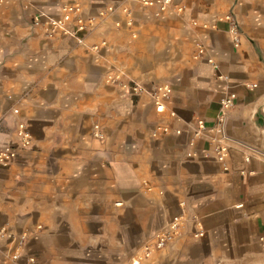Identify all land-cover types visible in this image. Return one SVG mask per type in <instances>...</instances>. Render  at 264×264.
I'll list each match as a JSON object with an SVG mask.
<instances>
[{
	"label": "crops",
	"instance_id": "1",
	"mask_svg": "<svg viewBox=\"0 0 264 264\" xmlns=\"http://www.w3.org/2000/svg\"><path fill=\"white\" fill-rule=\"evenodd\" d=\"M65 1L0 0V147L17 141L19 120L32 135L0 168V228L27 236L22 247L0 237V264H124L181 212L182 233L141 264H264V0H173L162 12L80 0L81 42L33 25ZM198 42L218 67L194 57ZM164 82L172 92L159 112L150 91ZM227 92L224 170L204 153Z\"/></svg>",
	"mask_w": 264,
	"mask_h": 264
},
{
	"label": "built area",
	"instance_id": "2",
	"mask_svg": "<svg viewBox=\"0 0 264 264\" xmlns=\"http://www.w3.org/2000/svg\"><path fill=\"white\" fill-rule=\"evenodd\" d=\"M132 2H137L141 5H151L156 6L159 9V12H162L167 9L170 3L173 0H129ZM114 8L113 5L109 4L107 6V11H112ZM106 10L101 13H105ZM128 10V9H125ZM60 14L53 16L51 14L39 11L33 17V25L35 27H41L48 36H53L57 31H61L64 34L71 36H77L78 41H82V37L78 36L79 31L86 30V23L88 19L84 17L82 11V5L80 0H67L60 6ZM231 16H227V19L230 20ZM128 23H130L128 21ZM229 32L232 37V41L235 42V45H239V26L235 20L230 21ZM101 44H105L103 40ZM94 48H98V44H93ZM207 49L205 44L198 42L196 44V49L194 57H206L209 63L213 65L214 68L218 67L217 61L213 60L210 56L206 54ZM106 80L109 83L119 84L125 88L131 87L132 92H140L141 86L137 82L126 83L121 80L120 73H108L106 74ZM172 92V85L169 82L156 83L150 93L153 98V102L157 111L162 112L165 106V100L170 98ZM236 94L233 92H227L220 100V107L218 109L217 116L215 118L214 124L210 127V130L214 132L211 139V150L205 151V156H214V158L222 165L224 170L229 169L227 165V157L229 155V143L232 141L231 136L226 130V121L228 117V110L235 105ZM15 113H18V109H14ZM173 114V112H172ZM98 124H95L94 134L98 137H101L102 134L97 130ZM205 123L202 118L197 120V129L194 132V136L190 140V145H194L196 139L200 138L203 135L205 129ZM177 133L181 131L175 130ZM16 136L17 141L8 142L6 145L0 147V168L8 167L18 156V147L25 148L29 146L32 142L31 132L25 121L19 120L16 126ZM152 135L157 136L160 133L167 134L170 132V128L167 124L157 125L152 130ZM189 155H194L195 152L191 151ZM181 207L185 206V202L180 203ZM186 226V219H184L183 212L173 215L166 226L156 230L151 236L150 239L145 242L142 246L138 248V251L133 255V257L124 264H141V262L151 256L154 251L162 249L171 242H173L178 236L182 233ZM40 227V226H39ZM195 235L201 236L203 232L201 230V225L196 231ZM0 237L1 238H11L17 241L18 247H22L26 243L27 236L23 233L18 237L15 236L13 232L7 231L5 228H0ZM12 259L18 257V251L15 250L13 253H10Z\"/></svg>",
	"mask_w": 264,
	"mask_h": 264
},
{
	"label": "water",
	"instance_id": "3",
	"mask_svg": "<svg viewBox=\"0 0 264 264\" xmlns=\"http://www.w3.org/2000/svg\"><path fill=\"white\" fill-rule=\"evenodd\" d=\"M257 114L260 115L261 113L264 114V111L262 110V108H258L257 110ZM260 113V114H259ZM258 121L261 125L264 126V115H260L259 118H258Z\"/></svg>",
	"mask_w": 264,
	"mask_h": 264
}]
</instances>
